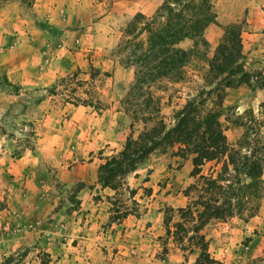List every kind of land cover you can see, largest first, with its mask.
<instances>
[{"label": "rangeland", "instance_id": "rangeland-1", "mask_svg": "<svg viewBox=\"0 0 264 264\" xmlns=\"http://www.w3.org/2000/svg\"><path fill=\"white\" fill-rule=\"evenodd\" d=\"M105 2L108 5L104 10L112 15L106 30L113 43L106 41L99 47L90 45L86 65L58 79L54 86L60 102L88 106L87 118L82 121V138L57 140L53 145L55 151L48 156L56 166L59 163L60 166L65 165L66 169L75 167L78 170L88 162L98 167L104 157L114 155L121 149L130 131L133 130L134 137L141 129L140 126L129 128L130 119L123 113L122 107L128 88L140 68L131 65L124 67L122 62L129 50L122 52L119 47L124 40L125 26L134 15L139 13L149 18L161 3L148 14L135 12L125 18L110 11V0ZM246 4V0H215L212 3L214 19L204 29L203 37L211 53L226 27L240 29V40L245 43L243 50L249 52L246 66L249 63L250 70L263 71L264 45L252 39L247 41V34H251L253 29L248 22L250 15ZM260 11L264 17V8ZM191 44V40L185 39L179 47L187 49ZM184 69L182 82L162 81L150 87L154 96L159 97V115L166 123H169L172 112L203 86L204 68L201 62L190 63ZM257 91L251 92L244 86L222 89V106L234 109V116H230L228 111L220 119L230 146H238L244 133L242 127L232 123L236 116H241V121L258 123L259 135L263 136L264 89L260 95H256ZM224 117L227 121L223 120ZM253 127L251 133L257 129ZM249 138L258 139L253 134ZM36 142V138L22 141L30 148H34ZM172 152L161 149L154 151L135 175L124 179L117 191L106 189L103 192L98 185L100 190H91V196L84 201L79 193L82 183L65 186L58 180L56 167H49L45 172L47 177L41 178L39 198L44 200V204L48 203L51 211L32 218H28L29 213L10 212L12 219L4 221L6 231L26 236V242L2 256L0 263L194 264L196 254L182 253L172 238L165 235L163 225L169 210L174 212L176 208L186 206L189 199L183 195V191L194 181L189 176L190 159L172 156ZM260 154L264 155V149ZM39 158L43 165L49 163L43 155ZM97 167L95 173L93 170L95 177ZM41 168L46 169L44 166ZM209 169H214L212 163L202 167V174ZM81 173L89 177L92 175L90 170ZM261 179L264 182V170ZM45 184L49 185L50 190H46ZM124 210L130 214L123 216ZM175 220L174 216L172 222ZM201 233L208 243L209 256L221 264H264V193L253 217L246 221L235 217L224 222L213 221Z\"/></svg>", "mask_w": 264, "mask_h": 264}, {"label": "trees", "instance_id": "trees-1", "mask_svg": "<svg viewBox=\"0 0 264 264\" xmlns=\"http://www.w3.org/2000/svg\"><path fill=\"white\" fill-rule=\"evenodd\" d=\"M214 1L163 0L151 17L138 13L126 24L119 50L129 52L122 65L137 66L140 70L122 107L130 119L129 128L141 129L134 137L133 130L130 131L121 149L104 157L96 170L100 188L115 192L158 149L171 150L172 156L181 159L188 157L189 176L194 181L183 195L189 201L183 208L169 210L163 225L165 235L182 253L196 254L194 264H221L209 256L202 229L213 221L224 222L234 217L246 221L253 217L264 193V155L260 154L264 149V132L260 136L258 123L241 121V116H236L232 123L242 127L244 133L240 144L233 147L226 142L220 121L228 111L234 116V109L222 106V89L244 86L251 92L263 90L264 70H250L249 63L246 66L249 52L242 51L238 28L226 27L210 53L203 31L214 19ZM185 39L192 44L182 49L179 44ZM198 61L204 68L203 86L173 111L166 123L159 115V97L154 96L150 87L162 81L182 82L184 68ZM253 126L257 129L251 133ZM252 134L258 139L249 138ZM209 163L214 169L202 174V167ZM128 214L127 210L122 213ZM174 216L176 220L172 222Z\"/></svg>", "mask_w": 264, "mask_h": 264}, {"label": "crops", "instance_id": "crops-1", "mask_svg": "<svg viewBox=\"0 0 264 264\" xmlns=\"http://www.w3.org/2000/svg\"><path fill=\"white\" fill-rule=\"evenodd\" d=\"M105 1L0 0V261L26 242V236L6 231L4 221L12 219L10 212L29 213L32 218L51 211L39 198L41 178L47 177L49 167H56L58 180L65 186L82 183L79 193L83 201L91 196V190H100L93 162L78 170L66 169L48 156L55 151L57 140L82 138L88 106L60 102L54 86L58 79L86 65L90 45L113 43L106 30L112 15L104 10ZM110 1V11L128 18L135 12H152L163 0ZM246 3L250 27L261 32L247 34V41L264 45V17L260 14L264 0ZM241 45L242 51L248 52L243 50L245 43ZM27 138H36L34 148L22 143ZM40 155L49 163L43 165ZM88 170L90 177L81 173Z\"/></svg>", "mask_w": 264, "mask_h": 264}]
</instances>
